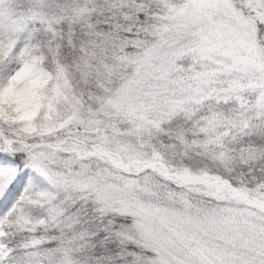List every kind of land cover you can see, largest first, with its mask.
I'll list each match as a JSON object with an SVG mask.
<instances>
[{"label":"snow or ice","instance_id":"1","mask_svg":"<svg viewBox=\"0 0 264 264\" xmlns=\"http://www.w3.org/2000/svg\"><path fill=\"white\" fill-rule=\"evenodd\" d=\"M0 264H264V0H0Z\"/></svg>","mask_w":264,"mask_h":264}]
</instances>
